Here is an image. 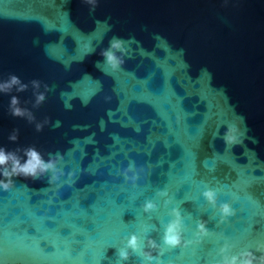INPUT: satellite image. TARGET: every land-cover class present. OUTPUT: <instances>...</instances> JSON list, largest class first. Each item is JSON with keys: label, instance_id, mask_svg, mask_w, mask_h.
Returning a JSON list of instances; mask_svg holds the SVG:
<instances>
[{"label": "water", "instance_id": "95a60500", "mask_svg": "<svg viewBox=\"0 0 264 264\" xmlns=\"http://www.w3.org/2000/svg\"><path fill=\"white\" fill-rule=\"evenodd\" d=\"M113 36L129 55L106 75L94 62ZM9 74L51 91L38 108L31 86L0 94V147L59 152L65 176L59 186L14 177L0 190V264H117L142 225L160 243L172 207L192 243L166 249L161 264H216L226 241L235 254L264 240V0H97L94 13L84 0H0V80ZM12 95L37 122L49 118L42 131L9 115ZM225 121L247 129L231 150L219 138ZM130 161L135 188L118 174ZM206 186L234 216L220 222ZM163 188L167 207L155 196ZM147 199L155 212H142ZM197 220L211 233L199 242Z\"/></svg>", "mask_w": 264, "mask_h": 264}, {"label": "clouds", "instance_id": "9594fccd", "mask_svg": "<svg viewBox=\"0 0 264 264\" xmlns=\"http://www.w3.org/2000/svg\"><path fill=\"white\" fill-rule=\"evenodd\" d=\"M89 6V12L94 13L97 7V0H84ZM224 5H227L228 0H223ZM38 41H34L37 43ZM127 42L117 36H113L108 43V47L100 51L99 55L103 60L94 62L96 69L102 73L109 75L120 71L125 62V57L129 55V49L126 47ZM95 52V48H90L88 55ZM29 86L32 89V108H38L45 100L46 93L51 91L48 84H42L40 80L32 79L28 83H24L14 74H9L6 80H0V94H9L15 89V92L21 93L28 90ZM43 87V91H40ZM25 104L29 101H25ZM21 102L16 95L10 97L8 104V113L13 118H23L29 124L34 123L35 130L40 132L45 124L49 123V118L45 117L42 122H37L33 112L27 107H21ZM241 122L243 118L241 117ZM225 131L219 135V125L217 131L213 133L215 139L218 135L222 140L225 149L231 150L242 142L247 129L241 127L234 121H225ZM54 127L59 126V121ZM19 136V129L13 128L8 135L10 142H16ZM47 160L40 151L34 146L25 148L17 147L14 150L6 151L4 147H0V190L9 191L14 186V177H23L25 179L39 180L47 176L48 185L59 184L61 177L65 176L62 162L63 156L59 153H48ZM26 159L22 161V159ZM141 170L137 169L134 161H130L128 166L122 172H118L123 176L125 182H129L135 188ZM73 173H67L68 179L64 183H70ZM157 198L163 199V204L167 207L172 203V198L169 195L167 188L158 189L155 192ZM201 197L204 202L212 209L216 210L220 217V222H225L229 217L235 215V209L227 202H218V191L214 188L205 187L201 192ZM157 203L151 199H147L141 205L142 212L149 214L157 210ZM171 217L167 222H162V234L160 243L152 239L149 235L152 231H157L155 225L141 226L139 234L131 233L126 240L122 241V246L117 248L116 259L117 264H125L133 255L139 258V264H161L160 257L163 256L166 249H174L182 245L192 243L183 239L186 230L185 218L177 207H172L168 213ZM207 222L197 220L195 222V231L193 232L196 242L200 239L211 235ZM218 239H224L221 234ZM233 245L227 241L219 248L217 255L220 257L216 264H264V240L255 242L254 251L249 249L241 250L235 254L231 252ZM259 253V255H255ZM155 253V254H154Z\"/></svg>", "mask_w": 264, "mask_h": 264}]
</instances>
